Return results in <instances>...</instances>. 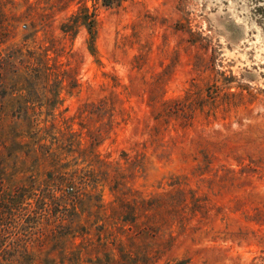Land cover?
I'll use <instances>...</instances> for the list:
<instances>
[{"label": "rangeland", "instance_id": "1", "mask_svg": "<svg viewBox=\"0 0 264 264\" xmlns=\"http://www.w3.org/2000/svg\"><path fill=\"white\" fill-rule=\"evenodd\" d=\"M12 1L21 11L29 5V39L22 41L20 24L9 44L29 53L50 49L48 63L68 78L60 86L53 128L46 117L47 103L56 101L50 87L28 91L20 83L11 97L0 99V171L10 184L2 190L29 193L35 187L39 195L72 194L75 185L48 180L49 162L38 165L29 150L38 138L49 144L48 134L71 131L84 141L78 111L103 102L112 127L97 152L110 162V174L118 168L126 176L125 199L182 189L209 208L205 217L190 219L164 258L184 264H264V0ZM81 7L94 12V54L82 24L73 36L61 29ZM49 13L46 27L39 22L47 23L43 15ZM30 82L31 77L29 87ZM188 93L187 103L208 104L195 112L189 126L171 121L153 140L148 97L156 94L160 103ZM33 113H40L42 129L36 135ZM58 152L68 169L88 163L78 154ZM112 185L108 179L88 187L91 196L80 198V207L97 209L100 196L110 213L120 202ZM24 202L26 209L8 227V242L20 238L13 245L27 247L34 264H61L59 239L67 241L65 264L75 256L77 264L103 256L95 241L100 223L95 217L82 216L73 238L65 228L68 219L58 227L60 221L51 217L31 223L33 201ZM69 241H74L70 249Z\"/></svg>", "mask_w": 264, "mask_h": 264}, {"label": "trees", "instance_id": "2", "mask_svg": "<svg viewBox=\"0 0 264 264\" xmlns=\"http://www.w3.org/2000/svg\"><path fill=\"white\" fill-rule=\"evenodd\" d=\"M102 1L104 5L113 3V0ZM115 1L119 2V0ZM49 14L43 15L47 17V23L45 21L39 23L50 27L53 14ZM78 23L85 27L88 35V49L91 54H94L97 32L94 12H89L86 7L79 8L61 29L73 36ZM20 24L23 25L21 34L22 41L25 42L29 39V5L21 11L12 0H0V99L11 97L14 91L18 90L20 83L23 87L25 85L27 90L29 88L36 90L38 86H40L39 88L50 87L54 91L53 98L56 101L47 103L46 117L50 118V127L53 128L52 113L56 103H59L57 101L60 86L68 76L64 72L59 75L53 71L48 63L50 58L47 52L50 49L44 48L40 52L29 53V49H24L23 46L15 47L14 44H9L17 36ZM31 28H33V32L30 34L32 37L36 33L34 22ZM74 72H72V80ZM29 77H31L30 87ZM185 97L183 99L169 98L160 103L156 100V94L148 97L147 105L154 120L153 140L157 141L160 132L171 121H175V125L180 128L189 126L195 112L202 110L208 104L187 103L190 94H186ZM78 113L81 118L78 124L81 129L86 130L84 141L79 137L80 134L71 131L62 133L59 137L48 134L50 136L49 144L41 142L42 139L38 138L29 150L38 165L49 162L48 170L45 171L48 180L59 185H75L76 190L72 194L39 195L35 187L29 193H5L2 188L10 184L5 181L4 173L0 171V264H3L1 263L2 259H5L4 261L18 260L15 264H34L29 249L24 245H19L20 238L17 237L8 242V227L11 226L13 217L20 215V210L26 209L22 206L26 199L33 201L29 209L31 223L37 224L41 219L51 217L53 220L60 221L59 225H56L58 227L63 226L61 224L63 220L68 219L65 228L73 231L68 233L73 238L78 236L74 233L79 229L82 216H93L100 222L94 228L96 231L95 241L97 247L103 251V256H96L94 262L89 264H184V261L174 262L164 257L167 256L190 219L196 215L205 217L209 208L193 192L182 189L126 200V195L129 193L125 185L126 176L118 168L114 170V175L110 174V162L100 157L97 152V147L112 127L110 110L103 102H98L83 106ZM39 114H34L33 120H31L32 125L37 127L33 135L42 129L38 127L40 126ZM1 116L2 113H0V118ZM44 129L47 130L45 127ZM58 151L78 154V157L83 158V162L88 160V163L84 167L76 166L74 169H68L66 163L60 162V152ZM108 179L113 180L110 190L120 201L118 206L112 205L110 213H107L100 196H97L99 202L97 209L83 210L79 205L80 198L91 196L86 192V189L90 186L95 187L99 182L105 183ZM88 234V232L85 233V235ZM53 238L56 239L57 236L55 235ZM37 239L38 237L35 238V240ZM87 239L86 242L91 243L90 238ZM29 240L32 239L29 237ZM17 241H19L18 244L13 245ZM59 242L61 244L58 250L60 263L65 264V257L62 256V253L64 254L67 250L65 249L67 241L59 239ZM72 244L74 245V241L68 242L69 249ZM48 255L51 256V252ZM67 260L68 264H77L78 257L75 256Z\"/></svg>", "mask_w": 264, "mask_h": 264}, {"label": "bare ground", "instance_id": "3", "mask_svg": "<svg viewBox=\"0 0 264 264\" xmlns=\"http://www.w3.org/2000/svg\"><path fill=\"white\" fill-rule=\"evenodd\" d=\"M257 39V38H256Z\"/></svg>", "mask_w": 264, "mask_h": 264}]
</instances>
